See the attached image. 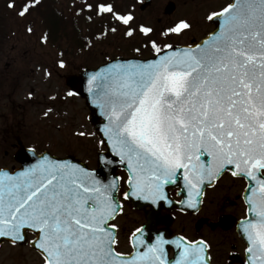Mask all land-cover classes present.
I'll list each match as a JSON object with an SVG mask.
<instances>
[{
	"label": "snow or ice",
	"instance_id": "6c2138e0",
	"mask_svg": "<svg viewBox=\"0 0 264 264\" xmlns=\"http://www.w3.org/2000/svg\"><path fill=\"white\" fill-rule=\"evenodd\" d=\"M38 2H26L18 14ZM99 11L113 9L101 4ZM115 18L124 25L133 20ZM207 19H219V31L202 44L160 55L152 41L157 59L109 65L89 77L92 102L106 120L99 147L127 168L124 200L171 204L165 189L182 179L187 198L178 203L195 208L205 182L225 171L253 182L250 217L241 228L249 264H264V0H234ZM190 27L181 20L168 33ZM120 179L104 183L86 167L46 155L15 175L0 171V238L15 244L33 231L44 264H210L205 241L161 234L149 242L143 227L131 234L132 253L117 251ZM168 245L176 258L169 259Z\"/></svg>",
	"mask_w": 264,
	"mask_h": 264
},
{
	"label": "flooded vegetation",
	"instance_id": "af4514ba",
	"mask_svg": "<svg viewBox=\"0 0 264 264\" xmlns=\"http://www.w3.org/2000/svg\"><path fill=\"white\" fill-rule=\"evenodd\" d=\"M147 1L149 3L142 11L140 8ZM156 1L120 0L121 12L119 15H131L133 17L131 13L136 8L141 13L151 11V17L159 14L164 15V8L167 3L173 2V0H164L166 1L165 6H161L162 10H157ZM174 1H181L186 6L189 2L196 0ZM77 3L79 7L77 12L87 8V0H77ZM173 3L175 5L173 13H175L177 8L175 2ZM10 4L14 5L11 10L16 11V17L19 19V32L27 31L29 28L28 16L20 17L17 6L13 3L6 2L8 10ZM21 6H24V2L21 3ZM195 14L192 12L190 15H181L179 18L171 20L170 22L171 16L158 17L153 27H145L140 21L134 24L135 19L129 25H124L120 21L119 42L124 47L128 44L131 53L143 47L153 49L152 41H155L157 46L162 50L166 49L165 45H171L172 47L189 45L191 41L202 39L212 28L209 20H206L202 14L201 24L197 26L199 17L196 19L193 18ZM181 20L187 21L191 25L190 29L184 30L179 34L168 33V29L175 27ZM4 25L6 32H2L3 26L0 25V34L1 32L3 34L0 35V155L5 159L14 154L17 150V144L20 143L23 145V142L29 139V135L25 129V124L28 122V103H24L25 100H22L21 103L17 104V100L22 98L21 93L23 91L21 88L24 87V82L28 78L25 69L29 61L27 56L30 54L29 49L31 47L41 49L40 46H47L46 48L53 49L59 54V58L63 61L64 67H57L56 65L57 70L54 71L53 75H57L59 78L63 76V81L66 76L77 74L80 70L72 69L71 61H69L67 56L68 53L70 56L76 53L78 47L75 41L46 42L43 36V26L41 27L42 33L37 43L35 41L30 42L27 38H24V35H21V38L17 37L13 40L9 24L6 25L4 23ZM141 27L150 28L152 31L145 35L140 31ZM129 29L132 30L131 36L127 35ZM44 57L45 52L39 51L38 60L40 61ZM128 57L136 56L131 54ZM1 63L3 64L1 65ZM60 70H66L64 72H68H62L60 74L61 76H59L58 72ZM118 174L121 178L124 177L122 171H119ZM247 186L248 182L244 177H233L231 171H227L217 180L212 188L205 190L202 206L200 199L197 207L188 212H182L175 206L167 207L163 204H160L155 209L149 206L141 207L135 211L138 215L135 229L146 224L149 218L156 229L166 231L169 237L178 238L183 236L188 240L205 241L209 245L207 251L211 264H246V246L238 237L237 227L238 223L246 216L244 195ZM168 193L170 200L173 202L182 200L178 195L179 189H169ZM206 203L209 206L208 212L202 215L204 204ZM168 255L169 258L173 257L171 251Z\"/></svg>",
	"mask_w": 264,
	"mask_h": 264
},
{
	"label": "rangeland",
	"instance_id": "374dc122",
	"mask_svg": "<svg viewBox=\"0 0 264 264\" xmlns=\"http://www.w3.org/2000/svg\"><path fill=\"white\" fill-rule=\"evenodd\" d=\"M24 1L0 0V25L3 26L2 32H6L4 23L6 25L9 24L13 40L24 35L25 37H23L30 42L35 41L37 43L42 33L39 22L33 23L32 34L26 31L19 32L18 26L20 25H18L19 19L16 17V11L10 12L6 7V2L13 3L18 8ZM87 1V8L80 10L75 17L76 22H74V25L76 31L77 28L81 31L80 36L83 37V45L73 56H70L69 53L67 54L69 61H71L72 69L95 68L105 62L106 59H112L116 56L123 58L126 57V52L131 53L128 44L124 47L119 42L118 20L115 16L121 12L120 0ZM173 2L176 4L177 11L170 15L172 18L169 22L179 18L181 15H190L194 12L196 14L193 18L199 17L197 26L201 24V14L208 20L207 17L212 12L222 9L228 3L227 0H196L184 6L181 1L173 0ZM60 3L61 5L57 6L56 9L65 15L73 17L71 11L75 9L70 5V0H61ZM101 4L111 5L113 11L101 13L99 11V5ZM165 4L166 1L157 0V10H162L161 6H165ZM131 14L133 19H135L134 24L140 21L145 27L155 26L156 18L164 17L162 14L151 17V11L141 13L137 8ZM28 22H30V18ZM106 26H109L110 30L106 29ZM2 32L0 35H3ZM58 33L61 36L64 35L60 29H58ZM65 41L68 40L65 39ZM40 47L41 49L34 47L29 49L30 54L27 55L29 61L25 69L28 78L24 82V87L21 88L23 91L21 93L22 98L17 100V104L21 103L22 100H25L24 103H28V122L25 124V129L29 139L23 142V146L34 148L37 153L46 151L58 157L75 156L89 168H94L96 166V156L103 149L99 147V139L86 120L88 110L84 101L74 95H68V88H66L62 80L63 76L60 75L62 72L67 73L68 71L60 70L58 75L61 78L53 75L54 71L57 70L56 63L62 61L57 53L53 49L46 48L47 46ZM39 51L45 52V57L40 61L38 60ZM142 52L145 55L148 54L147 48L143 47ZM80 132H84L85 135L83 137L79 136L78 133ZM11 160V156L4 159L0 155V167L6 166L9 168L12 165ZM119 199L123 204V212L114 223L118 226V250L126 252L129 250L126 238L134 229L138 215L122 199L121 194ZM208 207L207 203L204 204L202 215L208 212ZM0 264H41V261L39 256L29 246H9L4 244L0 247Z\"/></svg>",
	"mask_w": 264,
	"mask_h": 264
},
{
	"label": "water",
	"instance_id": "95a60500",
	"mask_svg": "<svg viewBox=\"0 0 264 264\" xmlns=\"http://www.w3.org/2000/svg\"><path fill=\"white\" fill-rule=\"evenodd\" d=\"M230 1H231V3L234 2V0H230ZM148 3L149 2L147 1L145 4H143V6L141 7V10L145 9V7H147ZM173 9H174L173 4L172 3L168 4V6L166 7V10H165V14H171L172 11H173ZM211 23L215 26L214 31L211 32L205 39H203L198 44H202L204 40L209 39L211 35H213V34H215L216 32L219 31V19H213V20H211ZM196 45H194L192 47H195ZM183 48H185V47H183ZM183 48H172V49H169V50L161 53L160 55H164L167 52L172 51V50L183 49ZM157 58H158V55H156L154 58H151V59H148V60H136V59L123 60V59H114L112 61L107 62L106 64H103V65L99 66L98 68H96L94 70H84L78 76H71V77H68L66 79V85L73 92H75L82 99L85 100V105H86V107L89 110V115L87 117V120L90 123V125L94 128L97 136L100 139L104 138L103 137V134L100 131V129L106 123V120H105V117L101 114L100 108L96 104H94L92 102L93 101V96L88 91V88H89V84H88L89 77L91 75H93L94 73L100 72L102 69L107 68L109 65H113V64H127L129 62H132V63H146L148 61L155 60ZM102 153H103V157H104V162L103 163L100 162L99 156H97V168L94 171L96 173V176H97L98 179H100L104 183H108L110 180H113V179L116 178L115 172H116V170L118 168L124 169L127 172V174H128V171H127L126 166L124 164L120 163L119 157H117L110 149H107L106 148V152H102ZM45 155L48 156L49 159H53V160H67V161H70L71 163L79 164L82 167H86V165L80 163L77 159L72 158V157H66L64 159H58L56 157L50 156L48 153H45V152L42 153V154H40V155H37L31 149H20L14 155V160H15V162H17L20 165V168L17 169L13 173L9 172V170H7V169H1L0 171H7V172H9V174L15 175L16 173H18L20 171H23V170L31 167L33 164H36L38 162V160L40 158H42V156H45ZM215 180H213L211 182H205V184L202 186V189H201L202 193H203L204 186L205 185H212L215 182ZM177 186L182 187L181 186V180L178 183H176V184H170V185H168L166 187V189L168 187H177ZM115 195H116V198H117V193ZM127 200L130 202L131 206L134 209H137L139 207H144L146 204L153 206V204L147 203L148 201L146 202L145 200L140 199V198H137V197H134V196L130 197ZM177 207L179 209H181V210H185L184 204H178ZM249 217H250V213L248 212V218ZM241 224L242 223H240L238 225V234H239L240 238L246 243V245L248 247L247 237H246V234L242 231ZM144 230H145L144 231V235H146V236H144V238H146L147 240H149V242H154L156 236L157 235H161V234L164 236L165 239H168L167 238V235L165 233H162L160 231H156L155 230L154 225L149 221V218H148V223L144 226ZM27 233L34 234L35 239H33L32 241H30L29 242V245H30L31 248H33L35 251H37L40 254V251L38 249H36L34 247V245H33V242L36 241L37 238H38L37 237V234L34 233L31 230H26L25 235ZM137 235H140V234L138 233ZM130 238H131V236H130ZM4 242L12 243L11 240H10V238H0V246ZM26 243H27V237H26V239L24 241H20V242H17L15 244L25 245ZM130 244H131L132 250L134 251L131 241H130ZM166 247L168 248V250H169V248L173 249L174 250V253H175V256L178 255V250L175 249V246L174 245H168ZM205 255L207 257L206 252H205ZM248 264H249V262H248Z\"/></svg>",
	"mask_w": 264,
	"mask_h": 264
},
{
	"label": "trees",
	"instance_id": "16d2710c",
	"mask_svg": "<svg viewBox=\"0 0 264 264\" xmlns=\"http://www.w3.org/2000/svg\"><path fill=\"white\" fill-rule=\"evenodd\" d=\"M30 3L33 4L34 0L30 1ZM34 7L36 15L39 17V2L35 3ZM44 19L46 25V35L48 36V39L58 40V37H61V39H66L67 36L69 37H67L68 39H73L74 36H76V31H74L72 19L64 15H60L55 10L53 0H46V6L44 8ZM58 29L62 31V33L64 34L63 36L65 37L61 36L58 33Z\"/></svg>",
	"mask_w": 264,
	"mask_h": 264
}]
</instances>
